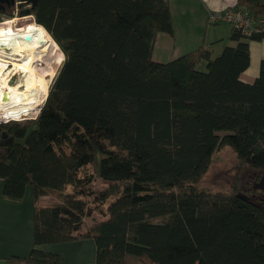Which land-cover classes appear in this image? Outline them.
Listing matches in <instances>:
<instances>
[{
    "label": "trees",
    "instance_id": "obj_1",
    "mask_svg": "<svg viewBox=\"0 0 264 264\" xmlns=\"http://www.w3.org/2000/svg\"><path fill=\"white\" fill-rule=\"evenodd\" d=\"M237 5L259 33L232 28L237 44L220 54L201 46L168 62L153 58L158 34L174 35L167 0L19 6L65 59L37 118L1 126L4 196L20 201L31 187L35 203V247L6 264H61L43 247L86 238L96 264H264V192L200 185L222 147L264 173V60L253 83L241 78L249 41L264 40V0ZM49 193L58 201L41 205Z\"/></svg>",
    "mask_w": 264,
    "mask_h": 264
},
{
    "label": "crops",
    "instance_id": "obj_2",
    "mask_svg": "<svg viewBox=\"0 0 264 264\" xmlns=\"http://www.w3.org/2000/svg\"><path fill=\"white\" fill-rule=\"evenodd\" d=\"M167 1L172 14L174 35L158 34L153 53L155 61L168 62L201 46H206L214 52V55H218L225 46L237 44L229 40L232 27L226 23L218 24V27L208 26V15L214 10L238 6V0ZM209 30H211L210 34ZM249 44L250 66L241 78L246 83H253L259 75L260 64L264 60V40H250ZM157 47L160 49L156 50ZM40 200L43 198L41 197ZM84 222L85 232L86 225L91 226V221L86 218ZM34 236L33 189L28 187L22 200L16 201L4 196V181L0 179V264H6L12 258H28L35 247ZM43 249L58 255L61 264H96L97 247L92 238L70 243L48 244Z\"/></svg>",
    "mask_w": 264,
    "mask_h": 264
},
{
    "label": "bare ground",
    "instance_id": "obj_3",
    "mask_svg": "<svg viewBox=\"0 0 264 264\" xmlns=\"http://www.w3.org/2000/svg\"><path fill=\"white\" fill-rule=\"evenodd\" d=\"M17 21L11 19L0 24L5 28L0 29V58L5 62L0 61V116L11 118L28 116L44 104L50 83L64 57L45 28L31 23L20 29L14 27ZM27 36H31V40H27ZM24 53L27 54L25 60ZM41 60L54 66L42 74L35 66ZM13 72L19 78L10 84V74ZM4 94H7V100L2 99Z\"/></svg>",
    "mask_w": 264,
    "mask_h": 264
},
{
    "label": "rangeland",
    "instance_id": "obj_4",
    "mask_svg": "<svg viewBox=\"0 0 264 264\" xmlns=\"http://www.w3.org/2000/svg\"><path fill=\"white\" fill-rule=\"evenodd\" d=\"M19 16L20 17H15V18H18V21L16 22L14 27L17 26V28L22 29V28L30 25L31 23H35V20L33 18H31L30 15L21 16L19 14ZM208 26L218 27V25H211V24H208ZM3 27H6V26H3ZM12 30H14V29H12ZM14 31H16V29ZM210 32H211V30H209V34H210ZM202 34L203 35L205 34L204 28H202ZM159 49H160L159 47L156 48V50H159ZM26 55L27 54L24 53V55H23L24 60L27 59ZM63 55H64V53H63ZM64 59H65V56L63 57V59L61 58V60H60L61 64L58 67V69L56 70V74H55L54 78L56 77L58 70L61 67ZM3 60L4 59L0 58V61L5 64V62ZM26 63H27V61H26ZM35 66L37 67L38 72H41L43 74V72L48 71L49 67H50L49 68V70H50L51 67L54 66V64L52 65L48 61L44 62V64L42 61H37L35 63ZM13 67L14 66H12V68ZM201 69L202 70L205 69V64L201 65ZM10 77H11L10 78L11 80L9 81V83L12 82V84H14L16 81H18L19 75L15 76V72H13L12 74H10ZM54 78L52 79V81L50 83V87L54 81ZM50 87H49V90H50ZM47 97L48 96H46V99H47ZM39 109L40 108L32 111L28 116H25V117L17 116V117L11 118V117L0 116V118L6 119V121L5 122L3 121L2 124H10V122H13V121H18L19 123H22V122H24V120L36 119L37 117L32 118V119H29V118L32 115L38 114ZM254 177H255V173L251 170H247L246 167L240 163L236 154L233 152V150L231 148L222 147L220 150L216 151L215 154L213 155L212 163H211L207 173L202 178L200 185H201V187L208 189L212 192H222V193L229 192L230 193L233 190L234 184H237L236 186H239L240 188L244 187L245 184L251 185L252 184L251 182L254 181ZM245 182H247V183H245ZM104 186H105V183L98 179L97 183H96V187L98 189H101ZM42 198H43V200H40V202H41V204H45V205H52L58 201L56 193H49V194L43 196ZM42 201L44 203H42ZM128 264H139V262L134 258H130L128 261Z\"/></svg>",
    "mask_w": 264,
    "mask_h": 264
},
{
    "label": "built area",
    "instance_id": "obj_5",
    "mask_svg": "<svg viewBox=\"0 0 264 264\" xmlns=\"http://www.w3.org/2000/svg\"><path fill=\"white\" fill-rule=\"evenodd\" d=\"M19 6V2H17L14 7L16 13L15 17H20L18 14ZM31 18L34 19L33 16H31ZM4 21L5 20L0 22V24L4 23ZM208 23L211 25L226 23L233 29L238 30L244 37H251L252 35L259 33L258 24H256V21L252 17L250 11L240 6H232L224 10L211 11L208 15ZM3 121H6V119Z\"/></svg>",
    "mask_w": 264,
    "mask_h": 264
},
{
    "label": "water",
    "instance_id": "obj_6",
    "mask_svg": "<svg viewBox=\"0 0 264 264\" xmlns=\"http://www.w3.org/2000/svg\"><path fill=\"white\" fill-rule=\"evenodd\" d=\"M17 2H19V5H21L23 3H29V4H31L32 9L35 8L36 5L38 4V0H0V5H7L9 7L14 8ZM20 15L21 16L30 15V17H31L32 16L31 10L28 9L25 12L21 13ZM26 38H27V40H31V36H27ZM10 84H12V82H10ZM6 96H7V94H4V96H3L2 99L3 100H7V97ZM41 108H42V106L39 109V113H40ZM0 119L1 120H4V118H0ZM254 189L260 190V191H263L264 192V173H263L260 181L255 185ZM239 197L242 198V199H244V200H248L249 199V197H247L244 194H239Z\"/></svg>",
    "mask_w": 264,
    "mask_h": 264
},
{
    "label": "flooded vegetation",
    "instance_id": "obj_7",
    "mask_svg": "<svg viewBox=\"0 0 264 264\" xmlns=\"http://www.w3.org/2000/svg\"><path fill=\"white\" fill-rule=\"evenodd\" d=\"M10 8H12V7H9V6H7V5H0V12H6V11H8V10H10ZM42 62H43V64H44V62L45 61H43V60H41ZM5 122V121H4ZM8 122V121H7ZM2 123H3V120H1L0 121V135H1V131L3 130L2 128H1V125H2ZM4 133V132H3ZM260 181V179H256V176L254 177V181H252L251 183V185L249 184L248 185V187H253V189H254V187H255V185L258 183Z\"/></svg>",
    "mask_w": 264,
    "mask_h": 264
}]
</instances>
